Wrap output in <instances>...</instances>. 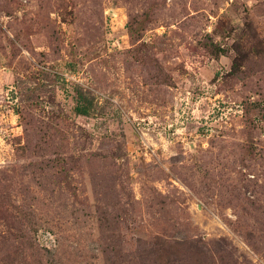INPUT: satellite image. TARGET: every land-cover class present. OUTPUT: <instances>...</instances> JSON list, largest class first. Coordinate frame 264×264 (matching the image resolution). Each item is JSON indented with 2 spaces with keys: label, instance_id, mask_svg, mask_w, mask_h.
Listing matches in <instances>:
<instances>
[{
  "label": "rangeland",
  "instance_id": "374dc122",
  "mask_svg": "<svg viewBox=\"0 0 264 264\" xmlns=\"http://www.w3.org/2000/svg\"><path fill=\"white\" fill-rule=\"evenodd\" d=\"M0 264H264V0H0Z\"/></svg>",
  "mask_w": 264,
  "mask_h": 264
},
{
  "label": "trees",
  "instance_id": "16d2710c",
  "mask_svg": "<svg viewBox=\"0 0 264 264\" xmlns=\"http://www.w3.org/2000/svg\"><path fill=\"white\" fill-rule=\"evenodd\" d=\"M83 97V96H82ZM76 110L79 114H84L86 115L87 114V110L84 109V107L82 105H80V103H78L77 107H76Z\"/></svg>",
  "mask_w": 264,
  "mask_h": 264
}]
</instances>
